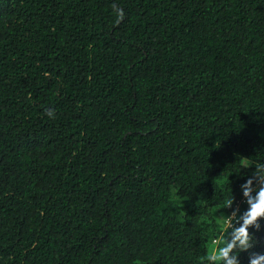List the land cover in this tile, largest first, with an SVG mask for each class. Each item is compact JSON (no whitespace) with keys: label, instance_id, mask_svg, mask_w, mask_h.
I'll return each mask as SVG.
<instances>
[{"label":"trees","instance_id":"trees-1","mask_svg":"<svg viewBox=\"0 0 264 264\" xmlns=\"http://www.w3.org/2000/svg\"><path fill=\"white\" fill-rule=\"evenodd\" d=\"M262 190L264 0H0V264H226Z\"/></svg>","mask_w":264,"mask_h":264},{"label":"clouds","instance_id":"clouds-1","mask_svg":"<svg viewBox=\"0 0 264 264\" xmlns=\"http://www.w3.org/2000/svg\"><path fill=\"white\" fill-rule=\"evenodd\" d=\"M51 115L52 113H49V116ZM249 195V192H245L246 197H249ZM248 202L251 205V208L246 214L243 226L236 232L233 243L229 244L227 247L219 248L217 256L213 257L214 259H223L226 264H237L235 258H228L229 252H231L233 248L236 247L237 242L239 243V247L242 251H247L252 247V237L249 236L248 228L250 226H253L258 219L264 218V190L259 192V195L256 197L255 203H252L251 198H249ZM228 227L232 228L233 225L232 227ZM262 261H264V256H257L256 258L251 260V264H262Z\"/></svg>","mask_w":264,"mask_h":264},{"label":"built area","instance_id":"built-area-1","mask_svg":"<svg viewBox=\"0 0 264 264\" xmlns=\"http://www.w3.org/2000/svg\"><path fill=\"white\" fill-rule=\"evenodd\" d=\"M228 226L232 227V224H228Z\"/></svg>","mask_w":264,"mask_h":264},{"label":"rangeland","instance_id":"rangeland-1","mask_svg":"<svg viewBox=\"0 0 264 264\" xmlns=\"http://www.w3.org/2000/svg\"><path fill=\"white\" fill-rule=\"evenodd\" d=\"M219 240V239H218ZM218 242H216V244H217Z\"/></svg>","mask_w":264,"mask_h":264}]
</instances>
